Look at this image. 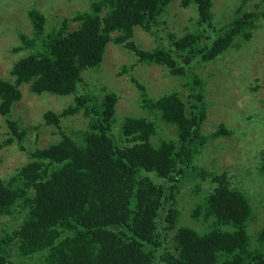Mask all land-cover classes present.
<instances>
[{"label": "trees", "instance_id": "16d2710c", "mask_svg": "<svg viewBox=\"0 0 264 264\" xmlns=\"http://www.w3.org/2000/svg\"><path fill=\"white\" fill-rule=\"evenodd\" d=\"M85 1L55 23L43 11L46 0L17 2L28 23L26 31L15 29L18 44L11 48L23 55L8 78L0 77V115L8 127L0 148L17 139L27 161L0 176V264H264V224L250 228L256 213L245 190L227 171L194 162L209 141L234 132L219 123L203 133L205 81L195 68L232 49L243 52L264 26V0L254 9L240 0L219 26L212 0H178L196 10L192 29L181 35L162 19L171 0ZM135 28L157 45L140 46ZM109 43L182 79L186 98L174 90L153 98L133 78L146 113L118 120L117 94H97L82 76L100 65ZM24 85L35 95L70 100L60 112L42 114L40 124L58 134L46 146L26 148L28 129L11 117ZM68 116H82L83 124L64 128ZM164 126L174 135L160 134ZM257 166L264 175V148ZM197 176L211 184L202 190ZM192 179L189 193L198 198L190 220L181 222L179 193Z\"/></svg>", "mask_w": 264, "mask_h": 264}, {"label": "rangeland", "instance_id": "374dc122", "mask_svg": "<svg viewBox=\"0 0 264 264\" xmlns=\"http://www.w3.org/2000/svg\"><path fill=\"white\" fill-rule=\"evenodd\" d=\"M18 1L27 6L39 0H0L2 78L9 77L8 71L12 61L23 55V51H11V48L18 44L15 29L26 31L28 23L23 9L20 12L17 9ZM258 1L260 0H248L245 6L254 9ZM239 2L240 0H212L211 10L215 26L229 20ZM46 3L48 6H45L43 11L53 23L56 19L68 17L70 12L73 13L86 5L85 0H46ZM2 4H6L9 11ZM261 9L264 11V5ZM195 14L194 6L183 8L178 0H171L162 19L167 22L172 32L181 35L186 29H192L191 19H194ZM134 39L143 48L157 45L152 37L140 28L134 29ZM123 65L129 66L123 68ZM195 72L205 81L207 117L202 124L203 133H210L219 123L234 132L229 137L220 136L209 141L194 162L218 173L227 171L230 182L245 190L256 213L250 222V228L261 227L264 224V175L259 171L257 161L264 148V26L255 30L253 38L243 52L232 49L223 56L198 65ZM82 76L97 94H104L102 89L117 94L115 114L118 120L126 115L146 113L135 100L139 97V91L133 78L143 84L147 94L153 98L174 90L185 99L188 92L187 86L182 85V79L168 75L162 66L137 62L132 50L113 43L107 45L100 65L95 69L83 70ZM21 90V98L12 104L11 117L21 121L28 129L22 144L32 149L46 146L56 139L58 134L53 125L40 124L42 114L46 110L58 113L70 100L48 94L35 95L29 92L28 85L22 86ZM83 120L82 116H68L62 119V124L64 128L74 129L82 125ZM5 122V118L0 115V143L8 136ZM160 134L173 136L174 131L164 126ZM152 138L156 140L158 135ZM16 140L0 148V176L12 174L27 161L26 153L20 149ZM196 179L200 182L202 190L211 184L200 176ZM194 182L195 179L184 182L179 193L181 222L190 220L191 202L198 198L189 193ZM195 223L192 222L193 225ZM250 228L248 230L247 226L248 231Z\"/></svg>", "mask_w": 264, "mask_h": 264}]
</instances>
